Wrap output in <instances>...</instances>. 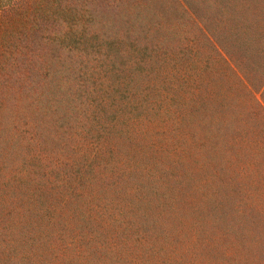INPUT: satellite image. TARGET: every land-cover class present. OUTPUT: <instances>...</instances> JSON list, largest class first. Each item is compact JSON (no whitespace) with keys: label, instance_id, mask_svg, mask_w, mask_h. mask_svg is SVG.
<instances>
[{"label":"rangeland","instance_id":"374dc122","mask_svg":"<svg viewBox=\"0 0 264 264\" xmlns=\"http://www.w3.org/2000/svg\"><path fill=\"white\" fill-rule=\"evenodd\" d=\"M0 264H264V0H0Z\"/></svg>","mask_w":264,"mask_h":264},{"label":"trees","instance_id":"16d2710c","mask_svg":"<svg viewBox=\"0 0 264 264\" xmlns=\"http://www.w3.org/2000/svg\"><path fill=\"white\" fill-rule=\"evenodd\" d=\"M234 76V75H233ZM235 77V79H236V76H234ZM154 124L153 123H150V126H149V128L150 129H152L154 126H153Z\"/></svg>","mask_w":264,"mask_h":264}]
</instances>
